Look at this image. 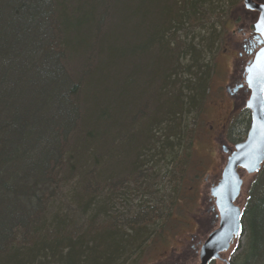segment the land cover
<instances>
[{
  "label": "trees",
  "instance_id": "1",
  "mask_svg": "<svg viewBox=\"0 0 264 264\" xmlns=\"http://www.w3.org/2000/svg\"><path fill=\"white\" fill-rule=\"evenodd\" d=\"M243 1L0 0V264H137L163 239ZM252 194L228 264H263L264 177Z\"/></svg>",
  "mask_w": 264,
  "mask_h": 264
},
{
  "label": "rangeland",
  "instance_id": "2",
  "mask_svg": "<svg viewBox=\"0 0 264 264\" xmlns=\"http://www.w3.org/2000/svg\"><path fill=\"white\" fill-rule=\"evenodd\" d=\"M261 1L264 2V0ZM239 7L241 9L237 11L232 8L228 10V18L226 19L221 39L222 47L217 52L214 60L216 73L211 81L206 108L197 130V140L193 153L194 166L190 170V180L186 183V188L181 195L183 202L179 204L182 207V211L180 212V208L174 211L171 220L165 222L163 239L149 245L141 255V259L139 258L137 264H199V251L201 247L199 244L201 241L204 242L210 234L206 232L205 228H212L208 224L201 225L202 220H212V215L208 213V209L211 207V194L210 191L206 192L205 187L208 184L205 178L211 182L212 178L222 174L226 166L228 156L222 151L221 143L225 144L227 148H233L247 136L245 130L247 113H245V110H247L246 103L249 100L250 94L244 95V93L234 96L229 95L230 97H234L235 106L229 107L231 113L229 116L226 115L227 127L224 130L221 129L224 132L218 131L217 128L215 135L211 138L209 131L210 126L216 128L213 121L222 116L223 108L218 104L220 100H224V105L227 106L225 98L228 95L225 87H231V83L236 82L240 78H242L240 81H243V83L246 81L244 68L243 71H240L239 67L242 61V58L239 56L246 57V52H244L245 50L242 47L245 37L242 39L241 33L238 30L240 29L244 33L247 32L246 37H248V34L252 32L251 27L255 21L253 20V14L245 11L243 2L239 4ZM254 42L257 47L255 49L256 53L260 49V46H258V42ZM245 88L247 89L246 83ZM232 93L233 91L231 90ZM218 139L220 143L217 142ZM240 175L245 181V187L236 204L244 211L252 198L253 187L264 177V171H260L255 176H248L242 171ZM168 188L170 192L171 186H168ZM161 217L162 221L160 220V223L164 224L167 217L165 215ZM217 228L218 223L214 225V230ZM190 236L193 238L191 239ZM245 242V236L237 239L230 251L223 254L221 261L215 264H227L231 262L243 252Z\"/></svg>",
  "mask_w": 264,
  "mask_h": 264
},
{
  "label": "water",
  "instance_id": "3",
  "mask_svg": "<svg viewBox=\"0 0 264 264\" xmlns=\"http://www.w3.org/2000/svg\"><path fill=\"white\" fill-rule=\"evenodd\" d=\"M245 9L259 13L254 33L261 48L246 68V85L250 93L246 109L251 124L246 139L234 147L218 185L211 190L219 214V227L212 232L199 253V264H211L230 251L243 230V212L237 201L245 187L240 172L258 174L264 165V4L244 0ZM226 153H228L226 151Z\"/></svg>",
  "mask_w": 264,
  "mask_h": 264
},
{
  "label": "flooded vegetation",
  "instance_id": "4",
  "mask_svg": "<svg viewBox=\"0 0 264 264\" xmlns=\"http://www.w3.org/2000/svg\"><path fill=\"white\" fill-rule=\"evenodd\" d=\"M254 1L256 3H258V4H264V2H262L261 0H254ZM245 11H249V14H253V16H254L253 20L255 21V23L251 27L252 32L250 34H248V37H246V35H247L246 33L247 32L244 33L243 31L241 32L240 29L238 30V32L241 33L242 39H243V37H245V39H243L244 43L242 44V47H243V50H245L244 52H246V57L239 56L240 58H242V61L239 64L240 71H243V68H244V71H246V68L251 64V62L254 59V56L256 54L255 53V49L257 48L254 41L258 42V46H259V39L257 38L256 34L254 33V26L257 23L258 19H259V13L256 12V11H250V10H247V9H245ZM260 48H261V46H260ZM245 75H246V72H245ZM240 80H242V78L238 79L236 82H232L231 83V87H229V86L225 87L226 93L228 95V97L225 98L226 101H227V103H226L227 106L224 105V100H220V102L218 103V104H220V107L223 108L222 109L223 112L221 110V112H222L221 118H219V119L216 118L215 121H213L215 123V125H216V128H214V126H210L209 127L211 138H212L213 135H215V133H216L215 131H216L217 128H218V131H219L221 129H223V130L226 129V127H227L226 115L229 116L230 113H231V111L229 110V107L230 106H233V107L235 106L234 97H230L229 95L234 96V95H238L239 93H244V95L249 94L248 89L245 88V83H243V81H240ZM231 90L233 91L232 94H231ZM224 110H225L226 113L224 112ZM221 132H224V131L221 130ZM217 142L220 143V140L218 139ZM234 147L233 148H227V146L225 144L221 143V149H222L223 152H225V154L228 157H229L230 153L234 150ZM226 151L228 153H226ZM221 176H222V174H220L219 176H215L214 178L211 179V182H209L208 179L205 178V181L208 184L205 187L206 188V192L210 191V194H211V190L216 185H218V183L220 182ZM210 202H211V207L208 209V213L212 215V220L211 219L210 220H207V219L206 220H202L201 221V225L202 226L204 224L211 225L212 228H210V229L205 228L206 232L211 234L212 232H214L216 230V229L214 230V225L217 224V223L219 224V217H218V213H217V210H216L215 199L212 196H211ZM215 213H216V215H214ZM197 224H199V223L197 222ZM190 238L192 239L193 237L190 236ZM205 241L204 242L201 241L199 246L202 247V245L205 243Z\"/></svg>",
  "mask_w": 264,
  "mask_h": 264
},
{
  "label": "bare ground",
  "instance_id": "5",
  "mask_svg": "<svg viewBox=\"0 0 264 264\" xmlns=\"http://www.w3.org/2000/svg\"><path fill=\"white\" fill-rule=\"evenodd\" d=\"M248 130H249V129H248ZM247 133H248V131H247ZM246 135H247V134H246ZM263 168H264V165H263V167H262V170H263ZM262 170H261V171H262ZM153 187H154V190H152V191H153L152 193H153V195L156 196V195L159 193V191H158L159 189L156 190V188H155L154 185H153ZM156 193H157V194H156ZM242 231H243V230H242ZM242 233H243V232H242ZM242 233H241V235H240L237 239H239L240 237H242V235H243ZM237 239H235L234 242H235ZM234 242H233V244H234ZM233 244H232V245H233ZM148 246H149V245L146 246V248L143 250V252L147 249ZM143 252H142V254H143ZM199 253H200V251H199ZM219 261H221V258H220V260H215V261H213L211 264H215L216 262H219ZM262 263L264 264V261H263ZM227 264H228V263H227ZM237 264H242V262L239 261Z\"/></svg>",
  "mask_w": 264,
  "mask_h": 264
}]
</instances>
